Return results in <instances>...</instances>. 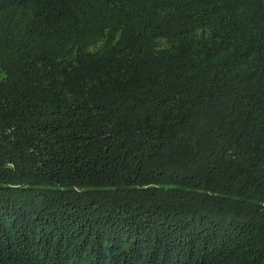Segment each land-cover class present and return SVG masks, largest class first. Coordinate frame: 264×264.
<instances>
[{"label": "trees", "instance_id": "16d2710c", "mask_svg": "<svg viewBox=\"0 0 264 264\" xmlns=\"http://www.w3.org/2000/svg\"><path fill=\"white\" fill-rule=\"evenodd\" d=\"M0 264H264V0H0Z\"/></svg>", "mask_w": 264, "mask_h": 264}, {"label": "rangeland", "instance_id": "374dc122", "mask_svg": "<svg viewBox=\"0 0 264 264\" xmlns=\"http://www.w3.org/2000/svg\"><path fill=\"white\" fill-rule=\"evenodd\" d=\"M90 42H92V38L84 37L80 44L85 45V44L90 43Z\"/></svg>", "mask_w": 264, "mask_h": 264}]
</instances>
